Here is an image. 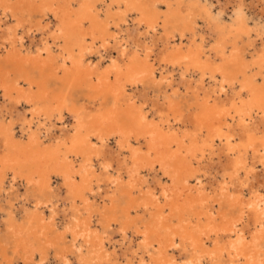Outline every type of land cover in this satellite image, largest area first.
Listing matches in <instances>:
<instances>
[{"label": "bare ground", "instance_id": "6f19581e", "mask_svg": "<svg viewBox=\"0 0 264 264\" xmlns=\"http://www.w3.org/2000/svg\"><path fill=\"white\" fill-rule=\"evenodd\" d=\"M9 1L11 0H0V22L6 24L7 19L4 21L2 16L6 18L11 13L10 22L13 23L12 27L7 26L4 29H1L3 23L0 24V51L19 47L18 56L34 52L38 58L42 57L43 51L50 61L52 72L64 71L68 59H72L75 72L70 75V85L74 89L81 86V83L96 86L88 110L74 107L68 109L71 119L74 120V133H69L67 128L62 127L55 136L52 134L55 123L53 124L50 116L37 112L47 105L48 89L43 87L38 95L32 93V96H28L27 92H33L35 82L19 77L6 92V85L0 81V92L5 91L3 96L11 108L5 110L3 108L6 107L0 105V113L15 114L16 107L21 105L32 107V117L21 128L20 134L21 137L28 135L29 140L35 143L26 147L20 144L18 151H26L28 148L37 150V146L43 144L40 141L42 138L55 142L54 148L42 155L38 151L32 153V161L25 163L18 160L10 165L6 162L7 157L12 153L15 157L18 155L15 154L17 149L8 144L12 141L9 137L14 138L15 123L0 125V164L5 165L4 173L0 175V199H7L9 204L5 220L3 219L4 231L10 236L8 242L14 253H21L25 248V241H30L28 244L37 245L39 248L34 251L31 246L32 254L37 252L39 258H42L39 264H46L47 256L52 250L57 253L54 258L61 259V264H71L68 257L74 253L77 254L73 259L75 264H119L126 257L129 264H148V260L149 264H180L177 256L185 259V264H264L262 20H250L242 0H238V5L233 7L234 10L232 9L228 18H225L223 9L213 11L214 6L208 0H17L18 10L21 11L24 7V11L30 16H39L42 20L26 27L27 20L22 22L17 18L15 7H9L12 3L7 5ZM254 2L255 5L264 6V0ZM113 13L118 14V19L113 24L112 31L110 17ZM200 20L202 25L199 24ZM44 21H47L45 26ZM88 24L96 28L95 33ZM200 28L209 39L200 32ZM25 29L28 35L25 36L30 40L28 47L24 45V37L15 39V35ZM35 31H39L37 33L40 35L37 40ZM97 33L99 37L95 36ZM60 35H64L66 41L64 49L57 45ZM159 40L162 41V47L155 52L158 46L156 41ZM97 43H100L97 54L114 48L117 50L116 58H109V53L107 57L110 60L108 59L107 65H93L88 62L87 68L82 70ZM59 62L63 63L61 67ZM6 65L8 68V64ZM15 71L17 66L12 67V72ZM174 73L178 74L182 85L186 84L187 91H191L193 105L188 106L186 113L189 115L190 111L193 112L189 119L187 117V121L184 119L186 114L176 108L171 96L163 93V88H171L176 80ZM54 75L51 74L50 78ZM1 76L2 74L0 79ZM146 84L163 93L164 101L169 102L168 106H160L161 103L155 99L149 100L145 92L139 96L132 95L140 87L143 91ZM179 90L174 92L175 97L179 96ZM17 92L21 93L18 98L13 99L11 94ZM66 97H62L63 101L67 100ZM107 98H111L112 106L108 110L105 108V113L103 108L106 104L101 102ZM146 108L149 110L146 111ZM62 109L63 107L57 109L59 115ZM150 114L151 119L148 117ZM15 115L18 123L23 116L17 113ZM101 117H104V125L106 123L113 130L124 131L125 137L121 138L122 133H116L117 131H109L105 137H100L98 130L103 126L100 127L98 121ZM84 119L95 123L83 136H78L76 129ZM103 121H100L101 124ZM142 127L146 130L139 132L138 129L141 130ZM93 138L99 140V143L95 144ZM112 139L115 145V166L110 163V157L107 158L112 152L106 156L104 151L105 146L107 150V142ZM79 158L80 170L73 172ZM61 160L69 161L70 165L64 162L60 174L67 177L70 183L86 179L85 186L76 193H72L70 186L67 187L63 199L67 205L73 200L86 202L87 196L95 199L94 195L90 196L94 187L98 189L103 186L112 193L110 197L115 198L119 193L123 198L125 205H120L124 208L116 210L115 204L108 210L109 217L112 218L104 227L100 242L94 238V232L87 230L92 227L93 218L99 216V223L102 224L104 220L99 212H89L85 222L75 225L79 209L72 204L73 207H69L68 212L64 211L62 215L55 204V201L60 200L61 194L53 188L54 176L52 172H42L39 166L48 165L49 161ZM257 165H260L261 172L257 171ZM35 174L39 175L38 184L33 181ZM58 174L56 177L60 175ZM6 175H12V181L8 184L9 189L4 192ZM162 176L168 179L165 178L164 181ZM209 176L212 178L206 184L207 189L206 180L203 184L202 178L208 179ZM191 180L196 182V186H190ZM167 185H171V188ZM21 186L24 189L20 190ZM34 186L37 189L31 191ZM142 192L148 193V196L141 194ZM138 194L143 195L141 200L140 197L136 198ZM19 204L25 213L24 222L20 224L16 215L19 210L16 205ZM216 205L222 210L221 216L229 218L225 221V226L220 219L222 222L219 226L225 227L220 226L222 229L213 228L214 225H211L213 216L210 217L209 212ZM165 206L175 211L176 215L165 217ZM149 208H154V213L149 216L150 220L148 218L149 222L144 221V214L134 218V213L146 212ZM34 213L39 216H31ZM60 213L62 219L59 217ZM29 216L31 219H27ZM42 217L49 218L50 224H43ZM58 217L60 222L57 221ZM173 219L178 223L176 227H171ZM56 222L65 230L58 241L65 242L66 235H72L70 247L60 249L59 244L62 242L43 246L42 240L46 239L47 234L58 229L54 227L57 226ZM82 224V230L78 229ZM116 225L122 228L119 229L122 242H117L118 246L110 238V231ZM24 233H27L30 240L23 239ZM256 233L258 236L255 241L251 245L246 244V235ZM212 235L215 245L211 243V249L207 244ZM221 235L228 240L222 239L221 243ZM234 235L236 241H230L229 238ZM140 239H146L148 243L136 242ZM157 244L160 246L155 251ZM151 249L155 256H149L146 260V253ZM0 250L1 255H4L5 252L2 251H5V247L2 243ZM61 250L65 255L58 254ZM170 251L174 255L169 256ZM32 257L25 264H30ZM8 262L14 264L12 260Z\"/></svg>", "mask_w": 264, "mask_h": 264}, {"label": "rangeland", "instance_id": "374dc122", "mask_svg": "<svg viewBox=\"0 0 264 264\" xmlns=\"http://www.w3.org/2000/svg\"><path fill=\"white\" fill-rule=\"evenodd\" d=\"M25 0H23L22 2H24ZM202 1H204V0H202ZM208 1H211V6H214V10L213 11H215V9H223L224 10V12H225V15H226V17L225 18H228V16H229V14L230 13H232V11L234 10V6L236 7L238 4L237 3H239L238 2V0H208ZM255 0H242V3L244 2V9H245V11H246V13H247V17L251 20V19H255V20H258V21H260L261 22V20H262V22L261 23H263L264 24V6H261L260 4L258 5V4H256L255 5V3L256 2H254ZM12 4H11V3ZM235 2V3H234ZM11 4V5H10ZM237 4V5H236ZM262 4L264 5V2H262ZM9 7H15V10L17 11L16 13H15V15L17 16V18H19L22 22L23 21H25V20H27V21H25L26 22V27H30V25H35V24H38L39 22H41L42 20L40 19V17L39 16H30V14L28 13V12H25L24 11V7H22V10L20 11V10H18L17 9V7H18V4H17V0H11V1H9L8 2V4H7ZM210 5V4H209ZM220 6V7H219ZM227 6V7H226ZM233 9V10H232ZM263 10V11H262ZM262 11V12H261ZM25 14H26V16H25ZM261 14V15H260ZM118 14H116V13H113L112 14V16L110 17L111 19H112V21H111V24H110V28H111V30L113 31V29H114V23L115 22H117V19H118V16H117ZM224 15V16H225ZM260 15V16H259ZM263 15V17H261ZM11 16H12V14L11 13H8V16L5 18V17H3L2 16V18H3V20L5 21V19H7V23L5 24V23H3V22H0V24H2V26H1V29H4V28H6L7 26L8 27H12L13 26V23H11L10 21H12V18H11ZM134 17H135V15H134ZM261 17V18H260ZM131 19H133V17L132 18H130V20ZM260 19V20H259ZM28 21H29V23H28ZM10 23H11V25H10ZM46 23H47V21H44L43 22V26H45L46 25ZM130 23H131V21H130ZM199 24L200 25H202V21L200 20L199 21ZM50 26H52V24H50ZM88 27H90V29H91V31L93 30V32L95 33V31H96V28H94V27H92V26H90L89 24L87 25ZM32 27V26H31ZM113 27V28H112ZM130 27V26H129ZM201 29V28H200ZM27 29H25V31H22L21 33H19L18 35H15V39H16V37H17V39L19 38V37H24L23 38V40H24V45L26 46V47H28L27 45L30 43V40L27 38ZM25 32V33H24ZM37 32H39V31H35V34H36V37H35V40H37L39 37H40V35H39V33H37ZM200 32L202 33V34H204L203 33V29H201L200 30ZM25 35H27V36H25ZM39 35V36H38ZM96 37L98 36L99 37V34L97 33V35H95ZM136 36V35H135ZM204 36H205V38H208L209 39V37H208V35L206 34H204ZM14 37V34H12V36H11V38H13ZM58 37H60L59 38V40H58V47L59 48H61V49H64L65 47H66V41H65V38H64V35H60V36H58ZM141 39H143V38H141ZM211 39V38H210ZM60 42V43H59ZM156 42H158V43H156V46H157V44H158V46L156 47L157 49H155V52H157L158 51V48L160 49L162 46V41L161 40H159V41H156ZM34 46V45H33ZM39 46V45H38ZM37 46V47H38ZM9 48V47H8ZM18 48L19 47H14V49H8L7 51H3L2 52V50L0 51V61L2 60L3 61V65H1V63H2V61L0 62V67L2 68H0V74H2V76H1V79H0V81H1V84H4V85H6V92H8V89H9V86L10 85H12L13 84V82L17 79V78H19V77H23L24 79H26V80H28V81H31V82H35V84H33V92H27V95L29 96V94H30V96H32V93H33V95L35 94V95H38L39 94V92H41V90L43 89V87H46L47 89H48V93L49 94H47V96H48V101H47V105H45L44 107H42V108H40L39 110H37V112L38 113H45L47 116H50V119H52L51 121H53V124L55 125V128H53V132H52V134L54 133L55 134V136H56V134L57 133H59V129L60 128H67V130L69 131V133H74V131H75V129H73L72 130V126L74 125L73 123H74V120L73 119H71V115H70V112H69V108L70 107H74V108H76V109H80V108H84V109H86V110H88V108H90L91 107V105H90V103H89V101H90V98L94 95V91H95V84H88V83H81V86H78L77 87V89L75 88H73V86H71L70 85V82L72 81V79H70V75L72 74V73H74L75 71H74V67L72 66V59L71 60H69L68 59V61H67V63H66V66H65V70L63 71V70H57V71H53L52 72V69H50V61L48 60V58H47V56H46V54L42 51V57H40V58H38L37 56H36V53H31L30 55H26V56H24V55H21V56H18V54H17V50H18ZM99 48H100V43H97V45H96V47L92 50V54L89 56V59H87L86 60V62L84 63V66L82 67V70H84V69H86L87 68V64H88V62H90V63H92L93 65H97V64H99V65H101L102 63V65L104 66V65H107V63L109 62V58H116V53H117V50L115 51V49L114 48H111V49H108V50H110V52L108 51H106V52H101L100 53V55L99 54H97V51L99 50ZM32 49H34V48H32ZM113 49V50H112ZM2 52V53H1ZM109 53H111V55L109 54ZM100 57H99V56ZM103 55V56H102ZM107 55H110L109 56V58L107 57ZM66 57H67V54L65 55ZM105 56V57H104ZM115 56V57H114ZM12 57V58H11ZM65 57V58H66ZM9 58V59H8ZM14 58V59H13ZM69 58V57H68ZM102 58V59H101ZM99 59V60H98ZM109 59V60H108ZM37 60V61H36ZM16 61V62H15ZM18 63V64H17ZM6 64H8V68H7V65ZM29 64H31V65H29ZM43 64V65H42ZM59 65H60V67L62 66L61 64H63V63H61V62H59L58 63ZM58 64L56 65L57 67H58ZM4 67V69H3V67ZM15 66H17V71H15V73L17 74V76H16V74L14 73V72H12V67H15ZM18 68H19V71H18ZM26 68V69H25ZM8 69H10V70H8ZM28 69V70H27ZM31 69V70H30ZM54 69V68H53ZM29 70H30V72H32L31 74L29 73ZM33 70H36L35 72L33 71ZM26 71V72H25ZM27 71H28V73H27ZM37 72H38V74H40L39 76H38V74H37ZM24 73V74H23ZM33 73H35V74H33ZM51 74H55L53 77H51L50 78V75ZM175 74V73H174ZM42 75H43V77H42ZM37 76V77H36ZM16 77V78H15ZM35 77V78H34ZM15 78V79H14ZM34 78V79H33ZM38 78V79H37ZM176 79V80H175ZM177 79H178V81H177ZM34 80V81H33ZM174 82L172 83V87L171 88H167V89H164L163 88V93L164 92H166V96H168V97H170L171 96V100H172V102L175 104V106H176V108H180V110H181V112L182 113H184V114H186L185 116H184V119L187 121L188 119H189V115L193 112V111H190V113H189V115L186 113V110H187V108H188V106H192L193 105V100L192 99H190V95H191V91L189 90V91H187V89H186V84H181L180 83V80H179V78H178V74L176 73L175 75H174ZM22 81V85H23V79L21 80ZM59 82V83H58ZM84 82V81H83ZM206 82L208 83V80H206ZM175 83V84H174ZM179 84V86H178V84ZM44 84V85H43ZM66 84H68V86H66ZM206 84V83H205ZM176 85H177V87H176ZM86 86V87H85ZM68 87V88H67ZM93 88V89H91V88ZM180 87V88H179ZM11 88H13V86L11 87ZM10 88V89H11ZM66 88V89H65ZM22 91H23V89L22 88H20ZM63 89V90H62ZM176 89H180L179 91H178V97H175V94H174V92L176 91ZM66 90V91H65ZM90 90V91H89ZM151 90V91H150ZM166 90V91H165ZM167 90H168V92H167ZM5 91L4 90H2L1 92H0V105L1 106H4V107H6V108H3V109H5V110H9V109H11L10 108V106H8V100H6L5 98H4V94H5ZM10 91V90H9ZM57 91V92H56ZM64 91V92H63ZM90 92V93H89ZM146 93L147 94V96H148V99L150 100H152V99H155V100H158V102H159V104H160V106H166V104H167V106H168V104H169V102H167V100H165L164 101V98H163V93H160V92H158L157 91V89L155 88V87H153V86H151V85H148V84H146L145 86H144V90L142 91V88L140 87V88H138L137 90H135L133 93H132V95L133 96H139V95H141V94H143V93ZM21 93V92H20ZM20 93H13V94H11V96H12V98L13 99H16V98H18V94H20ZM62 93H64V94H62ZM93 93V94H92ZM158 93V94H157ZM160 93V94H159ZM59 94V95H58ZM89 94V95H88ZM157 94V95H156ZM50 95V96H49ZM66 95H67V97H66ZM160 95V96H159ZM46 96V97H47ZM63 96H65L66 97V101H63ZM70 96V97H69ZM72 97V98H71ZM88 97V98H87ZM156 97H158V99H156ZM139 98V97H138ZM89 99V100H88ZM55 102V103H54ZM111 102H112V100H111V98H107V99H105L103 102H101V103H104V104H106L105 106H104V104H102V106H104V112L105 113H107L106 112V109L108 110L109 108H111L110 106H112L111 105ZM164 102V103H163ZM51 103V104H50ZM54 103V104H53ZM49 104H50V106H49ZM80 105L82 106V107H80ZM20 107V108H19ZM63 107V109H62V111H61V114L59 115V113H58V111H57V109H60V108H62ZM17 109H15L14 111H15V114L17 113V114H19L20 116H23V118L20 120V121H18V123H17V120H16V118H15V114H14V112L12 113V114H9V115H4V113H0V125L1 124H3V126H8L11 122H13V123H15V125H14V131H13V133H14V138H12V137H9V140H12V141H9V145H11V147L13 148V149H17V152L15 151V154H18L17 155V157H15V155H13V153H12V155L10 156H8L7 157V163L8 164H12V163H15V161H16V163L18 162V160L20 161V162H28V161H32V159L34 158V156H33V154L32 153H35L36 151H38V153H40L41 155H42V153L43 152H45V151H48V150H50L51 148H54V146H55V142L53 141V140H50L49 138H42L40 141H43V144H41L40 146H37V150L36 149H34V150H31V148L29 149H27L26 151L24 150V151H21V152H19L18 150H19V145L21 144V145H23L24 147H26V146H29V144H34L35 142H31L30 140H29V136L28 135H26V136H22L21 137V134L20 133H22L21 132V128L26 124V122H29L30 121V119H31V111H32V107L30 108V106L28 107V105H21V106H17L16 107ZM30 108V109H29ZM52 108V109H51ZM56 108V109H55ZM106 108V109H105ZM19 109V110H18ZM46 111V112H43L44 110ZM94 109V108H93ZM52 110V111H51ZM146 111H148L149 110V108H146L145 109ZM65 111V112H64ZM20 112V113H19ZM56 112V113H55ZM104 113V114H105ZM23 114V115H22ZM56 114V115H55ZM151 115V114H150ZM2 116H4V118L2 117ZM150 119H151V117H152V115L151 116H148ZM187 117H188V119H187ZM102 119L101 120H99L98 121V124H100V127H102L103 126V128H100V127H97L99 130H98V132H99V136L100 137H102V136H104L106 133H108L109 131L111 132H113V131H117L116 133H122L120 136H121V138H124L125 137V135H124V131H120V129H114L113 130V128L112 127H110L108 124H106L105 123V125H104V122H105V120L103 121V119H104V117H101ZM131 118V117H130ZM133 118H134V116L132 115V121H133ZM3 119V120H2ZM86 119V118H85ZM84 119V121H82L81 122V125L79 126V127H77V129H76V131L78 132H76L77 133V135L78 136H83L86 132H87V130L90 128V127H92V125L95 123H92V122H90L89 120H85ZM100 121H103V124H101V122ZM23 122V123H22ZM97 123V122H96ZM154 123H155V121H154ZM85 125H87V126H85ZM89 125V126H88ZM1 127V126H0ZM57 128V129H56ZM33 129L35 130V126H33ZM32 129V130H33ZM80 129H81V131H80ZM137 129V128H136ZM146 129H144L143 127L141 128V130H140V128L138 129V131L139 132H144ZM71 131V132H70ZM57 132V133H56ZM126 133H129V132H126ZM4 134V133H3ZM71 135V134H70ZM105 137V136H104ZM93 140V142L95 143V144H98L99 143V140H97L96 138H93L92 139ZM114 140L112 139V140H109L108 142H107V150H105V148H106V146L104 147V151L106 152V154H105V152H104V154L107 156V153L109 154L110 152H112V154L110 153V156H107V158H109L110 157V159H111V162L110 163H112L113 164V166H115V163H113L114 162V159H113V157L115 156V154L113 153V152H115V145H114ZM16 143V144H15ZM110 144V146H109V144ZM53 145V146H52ZM50 146H52V147H50ZM113 147V151H112V147ZM110 147H111V149H110ZM110 150V151H109ZM26 152V153H25ZM33 157V158H32ZM2 158V154H0V161L2 160L1 159ZM26 158H28V159H26ZM113 159V160H112ZM215 159L216 158H214V161H215ZM10 160V161H9ZM64 162H69L68 160L67 161H63V160H61V161H49L47 164L48 165H45V166H42V165H40L39 167H40V170L42 171V172H44V173H47V172H52L51 174H52V176H54V178H53V188L57 191V190H59L60 191V194H61V196H60V200L59 201H55V204L58 206V210H59V212H61L62 213V215H63V212L65 211V213L66 212H68V209H69V207H71L72 206V204H73V206H76V208L77 209H79V211H78V214H77V216H76V219H75V221H74V224L75 225H79L80 223H83V222H85V220L88 218V213L89 212H92V211H94V212H96V213H100L101 214V216L103 217V220L104 221H102V224H104V225H100V221H99V219L98 218H100L99 216L98 217H96V218H93V223H92V227H90L89 229H87V230H89V232L90 233H92V232H94L93 233V235H94V238L96 239V240H98L99 242L101 241V239H102V236H103V232H104V227L105 226H107V224L109 223V220H110V218H112V216L111 217H109V213H110V211H108L109 209L111 210V208L112 207H114V205L115 204H117V205H115L116 207H117V209L116 210H120L122 207L124 208V206H122V205H125V203L123 204V198L122 197H120V195H119V193H117L114 197L115 198H112V197H110V195H112V193L111 192H108V191H106L105 190V188L102 186V187H99L98 189H100V190H98L96 187H94L93 188V191H92V193H91V195L90 196H92V195H94L96 198L95 199H93L92 197H86L87 198V201L86 202H83V201H80V200H73V201H71V203H69L68 205H67V203H66V201H65V203H64V201H63V199H64V197L66 196V190H67V187L68 186H70V188H71V190H72V193L74 192V193H76L78 190H80L81 188H83L84 186H85V180H78V181H75L74 182V184L73 183H70V181H69V179H67V177L66 178H64L63 176H61V174H60V171H62V169H63V166H64ZM80 162H81V158H79V160L77 161V163L75 164V167L73 168V172H77L78 170H80ZM58 164V165H57ZM69 164V163H68ZM70 165V164H69ZM4 166L5 165H2V164H0V175H3V173H4ZM62 166V167H61ZM260 167V165H257V171H259V172H261V167ZM37 171H39V170H37ZM60 175H59V174ZM56 174H58L59 176H57L56 177ZM145 174V173H144ZM69 177V176H68ZM162 178H164L163 180L165 181V178L166 179H168L167 177H165V176H162ZM210 178H212L211 176H209L208 177V179L207 178H202V180H203V184H204V181H205V185L207 184V183H210V181H208V180H210ZM34 180V182H36L37 184H38V182L40 181L39 180V175H36L35 174V177L33 178ZM65 179H67V180H65ZM10 180V181H9ZM9 181V182H8ZM12 181V175H6V184L4 185V187H3V190H4V192H6L8 189H9V187H8V184L10 183ZM81 181V182H80ZM167 183L169 184L170 182L169 181H167ZM196 182H194V181H192L191 180V182H190V186L191 187H193V186H196V184H195ZM193 185V186H192ZM167 186H171V185H167ZM171 188V187H170ZM206 188L208 189V185H206ZM22 189H24V186H21L20 187V190H22ZM35 189H37L35 186L34 187H31V191L33 190H35ZM95 192V193H94ZM108 193H110V194H108ZM144 193V194H143ZM141 194H143V195H147L148 193H145V192H142ZM143 195H140V194H138L137 196H136V198L138 199L139 197V199L141 200L142 199V196ZM148 196V195H147ZM146 197V196H145ZM98 198V199H97ZM119 198V199H118ZM119 200V201H117V203H116V200ZM115 200V201H114ZM7 201V199H5V198H1L0 199V244L2 243L3 245H4V247H5V251L3 250L2 252L4 253L5 252V254L4 255H1L2 253H1V250H0V264H9V262L7 263V261H9V260H12V263H14V264H25V261H28L30 258L29 257H31V256H33L32 257V259L30 260V264H39L40 263V261H42V258H39V254L37 253V252H34L33 254H32V252H33V250L34 251H36V250H39V248H38V246L37 245H33V244H28V243H30V241L27 243V241H25L26 243L23 245L24 247V250H22L21 251V253H14V249L10 246L11 244H9V242H10V236L9 235H7L8 233L6 232V231H4L5 230V224H4V220H5V217H6V214H7V210H9V204H8V202H6ZM88 201H90V202H88ZM95 203H94V202ZM96 201H98V202H96ZM114 201V202H113ZM60 202V203H59ZM74 202H76V204L74 203ZM80 203V204H79ZM85 203V204H84ZM94 203V204H93ZM98 203V204H97ZM112 203V204H111ZM167 203H168V201H167ZM63 204H65V205H63ZM97 204V205H96ZM120 204H122V205H120ZM163 204V203H162ZM30 205H32V204H30ZM113 205V206H112ZM164 205V204H163ZM16 206H18V208H19V210L17 211V213H16V215H17V218H18V221H19V224L20 223H23L24 222V219H23V216H24V210H22L19 206H20V204L19 205H16ZM72 206V207H73ZM219 208V206H215V209L212 211V212H209V213H211V214H209L210 215V217H212V221H213V223H212V221H211V225H214L213 226V228L215 227V228H218V229H222V228H225V227H222L221 225V227L219 226V224L222 222V221H224V222H222L224 225L223 226H225V221L226 220H228L229 218H227L226 216H221V214H222V210H220V209H218ZM153 209V210H152ZM171 208L170 207H166L165 206V208H164V216L165 217H168V218H170L171 216H174V215H176V212L175 211H173L172 209L170 210ZM217 209H218V214H217ZM169 210V211H168ZM149 211V212H148ZM148 211H146L147 213H149V214H147L146 212H143V211H139V212H137V213H134V218H136V217H140V214L141 215H143L145 218H144V221H146V222H149V220H150V214H153L154 213V208H149L148 209ZM152 211V212H151ZM21 212V213H20ZM85 212V213H84ZM173 214H171V213ZM20 213V214H19ZM48 213V212H47ZM61 213H60V216L59 217H61V219H62V216H61ZM139 213V214H138ZM215 213V214H214ZM220 213V214H219ZM169 214H170V216H169ZM28 215V214H27ZM39 216V214L38 213H34V214H31V216ZM216 215V217H214ZM58 217V219H57V221H59L60 222V218ZM106 219H105V218ZM209 217V218H210ZM44 220H43V224H47V225H49L50 224V219L49 218H47V217H42ZM148 218H149V220H148ZM216 218V219H215ZM224 218H226V219H224ZM4 219V220H3ZM27 219H31V217L29 216V217H27ZM26 219V220H27ZM108 219V220H107ZM211 219V218H210ZM222 221H221V220ZM216 221V222H215ZM59 222L57 223L56 222V225L57 226H54L55 228H58L57 230H54V231H50L48 234H47V236L45 237L46 239L45 240H42V244H43V246H45V245H50L51 244V246L52 245H55L56 243H59L60 241H58L59 240V237H62L63 235H64V233H65V230L63 229V226H61L60 224H59ZM216 223H218L217 224V227H216ZM177 221L176 220H172V223H171V227H176L177 226ZM82 227H78V229H81L82 230V228H83V224L81 225ZM103 227V228H102ZM114 227V228H113ZM112 227V229H111V231H110V238H111V241H112V243L114 242V244H116L117 246H118V244H117V242L118 243H120L121 244V242H122V237H121V235L119 234L120 232V230L119 229H122V228H120L118 225H116V226H113ZM71 230V229H70ZM80 230V231H81ZM57 231V232H56ZM141 231H143V230H141ZM220 231H222V230H220ZM38 234H40V232H37ZM53 233V234H52ZM255 235V236H254ZM254 235H251V236H249V235H246V244H248V245H251L252 243H253V241H255V239L257 238V236H258V234L256 233V234H254ZM2 236V237H1ZM5 236V237H4ZM8 236V237H7ZM163 236V235H162ZM249 236V237H248ZM29 236L27 235V233H26V235H25V233L23 234V239H29L28 238ZM233 238H234V240H233ZM2 239V240H1ZM5 239V240H4ZM9 239V240H8ZM93 239V238H92ZM219 239H221V240H219L221 243L223 242V241H225V240H228V238H225V237H223L222 235L220 236V238ZM222 239H223V241H222ZM236 236L234 235V236H232V238H229V240L230 241H233V242H235L236 240ZM7 240V241H6ZM30 240V239H29ZM56 240V241H55ZM65 240V242H60L61 244H59V247H60V249H65V248H67V247H70V245H71V243H72V235L71 234H67L66 235V239H64ZM94 240V239H93ZM2 241H6V242H2ZM9 241V242H8ZM47 241H49V242H47ZM139 241H141V239L140 240H138V241H136V242H139ZM142 241H144L145 243L144 244H147L148 243V241L146 240V239H143ZM141 241V242H142ZM214 236L212 235V238L210 239V241H208V243L209 244H207L208 245V248H213V245H215L214 244ZM8 242V243H7ZM46 242V243H45ZM53 242V243H52ZM49 243V244H48ZM156 243V242H155ZM213 245H212V244ZM219 243V242H218ZM220 244V243H219ZM30 245V246H29ZM211 245V246H210ZM28 246V247H27ZM31 246H33L32 247V249H31ZM158 246H160L159 244H157V245H155V251L157 250V249H159V247ZM62 247V248H61ZM30 248V249H29ZM10 250V251H9ZM153 250V251H154ZM24 251V252H23ZM31 251V252H30ZM53 252H51L48 256H47V258L49 259H47L46 260V264H61V259H59V260H57L56 258H54L55 257V254H57V253H55V250H52ZM57 251V250H56ZM59 251V250H58ZM152 251V249H151V251H149L148 250V253H146L147 255V257L145 256V258H146V260H147V258L149 257V256H151V257H154L155 256V252H153ZM61 252H63L62 250L60 251V252H58V254L60 253V254H62L61 256H63V255H65L64 253L65 252H63V253H61ZM150 252V253H149ZM16 254V255H15ZM82 254V253H81ZM84 254V253H83ZM150 254V255H149ZM176 254V253H175ZM178 254V253H177ZM176 254V255H177ZM18 255V256H17ZM28 255H29V257H28ZM51 255V256H50ZM76 253H74L73 255H70L68 258H69V260H71L70 262H71V264H75V260H73V259H75L76 258ZM169 256H171V255H174L173 254V251H170V254H168ZM27 256V257H26ZM4 257V258H3ZM19 257V258H18ZM22 257V258H21ZM177 257H179V258H177V261H180L179 263L180 264H185V259H183L182 257H180V256H177ZM6 258L7 259H9V260H6ZM40 260V261H39ZM128 260V257H126V258H123V260L121 259L120 261H119V264H129L130 262L129 261H127ZM32 261V262H31ZM48 261V262H47ZM57 261V262H56ZM60 262V263H59ZM148 264H149V260H148V262H147ZM136 264V263H135Z\"/></svg>", "mask_w": 264, "mask_h": 264}]
</instances>
